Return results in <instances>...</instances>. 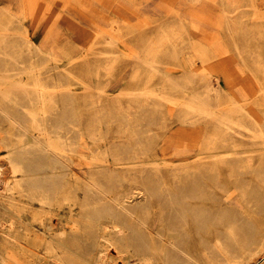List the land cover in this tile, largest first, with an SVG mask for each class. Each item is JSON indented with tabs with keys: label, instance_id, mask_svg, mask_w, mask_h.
I'll list each match as a JSON object with an SVG mask.
<instances>
[{
	"label": "rangeland",
	"instance_id": "1",
	"mask_svg": "<svg viewBox=\"0 0 264 264\" xmlns=\"http://www.w3.org/2000/svg\"><path fill=\"white\" fill-rule=\"evenodd\" d=\"M25 37L42 41L43 54H31ZM48 53L52 59L45 57ZM146 59L159 60L158 72L143 64ZM32 77L60 103L61 116L48 114L49 131L64 118L58 129L62 137L94 153L109 150L100 136L108 146L129 142L143 151L137 167L144 171L116 188L114 212L144 215L157 240L169 232L176 233L177 242L197 239L186 263L264 264V151L259 150L264 145L258 146L261 140L252 132L239 131L216 149L234 153L228 162L188 169V158L212 131L196 122L203 121L198 114L187 115L193 124L181 121L190 96L204 98L209 88L221 83L230 89L232 83L255 93L251 113L259 126H248L264 132V0H0V84L32 86ZM175 84L181 88L173 91ZM163 95H172L179 105H169ZM152 103L162 108L154 110ZM25 126L27 135L37 133L27 121ZM68 166L88 178L87 166L76 161ZM4 168L0 262L44 264L37 244L48 235L34 221L41 208L6 190L9 168ZM22 213L31 221L25 239L17 217ZM257 223L259 234L253 235ZM141 233L128 235L133 243H150V233ZM252 237L259 246L250 252L246 240ZM116 264L136 261L128 256Z\"/></svg>",
	"mask_w": 264,
	"mask_h": 264
},
{
	"label": "bare ground",
	"instance_id": "2",
	"mask_svg": "<svg viewBox=\"0 0 264 264\" xmlns=\"http://www.w3.org/2000/svg\"><path fill=\"white\" fill-rule=\"evenodd\" d=\"M238 1L232 0L233 3ZM239 8L240 6L237 7ZM41 42L25 37L26 48L31 54H43ZM45 57L52 59L53 56L48 53ZM61 58L70 61L66 54H61ZM143 64L151 72H158V59H146ZM5 80L9 81L7 77ZM32 80V86L29 83H8L6 86L0 84V176L5 174L4 165L7 166L9 177L4 183L6 190L17 192L23 199L37 202L41 208V214H36L34 221L39 230L48 235L47 240L37 244L39 252L44 254V264H116L119 259H127L128 256L134 258L136 264H189L186 259L191 256L190 251L197 239L193 238L187 243L177 242L176 233L169 232L166 239L157 240L154 235L155 226L151 231L144 215L119 214L112 210V204H118L115 198L116 188L127 177L134 178L144 171L137 167V159L142 157L140 154H144L143 151H138L129 142L119 145L113 142L108 146L110 142H106V137L100 136L101 144L104 141V146L109 150L116 149L111 153L109 150L94 153L87 145L76 143L70 136L62 137L58 129L63 128L64 118H61V126L49 131L46 125L48 114L56 112V116H61L58 114L60 103L57 94L50 92L40 79L32 77ZM230 84L232 87L233 84ZM179 88L181 87L175 84L171 90L176 91ZM140 95L154 94L141 92ZM159 97L171 106L179 105L172 95ZM256 100L255 93L251 94L246 88L229 90L221 83L218 89L209 88L204 98L190 96V102L185 104L188 112L184 113L181 121L193 124L195 121L186 119L187 115L198 114L203 117V121L196 119V122L211 126L212 133L200 144L201 150H196V155L188 158L187 168H199L207 162L213 165L221 161L228 162L227 159L234 153L216 152V149L233 140V136L240 133L239 131L252 132L254 140H261L258 146L264 145V132H253L248 126L250 123L259 126L258 120L251 113L253 101ZM149 106L154 110L162 108V105L156 107L155 103ZM233 114L239 115V118L233 117ZM25 121L29 123V129L37 133L27 135L28 126H25ZM128 148L134 150H125ZM259 150L264 151V147ZM75 161L87 166V179L81 178L68 166L69 162ZM154 167L159 169L158 165ZM17 217L22 221L20 224L24 229L25 239L28 236L30 218L23 213ZM61 224H65L66 228L62 226L57 230ZM12 226L11 222L8 230ZM136 230L150 233L151 242L133 243L135 240L132 241L128 233ZM257 234L258 223L253 229V235ZM246 241L250 252H253V246H259L255 237L250 240L247 238ZM0 264L12 263L2 259Z\"/></svg>",
	"mask_w": 264,
	"mask_h": 264
},
{
	"label": "crops",
	"instance_id": "3",
	"mask_svg": "<svg viewBox=\"0 0 264 264\" xmlns=\"http://www.w3.org/2000/svg\"><path fill=\"white\" fill-rule=\"evenodd\" d=\"M24 2H26V0H23ZM32 1V0H31ZM38 0H33V2H34V4L37 2ZM238 86H237V84H234V85H232V87H230V89L229 90H234L235 88H237Z\"/></svg>",
	"mask_w": 264,
	"mask_h": 264
}]
</instances>
